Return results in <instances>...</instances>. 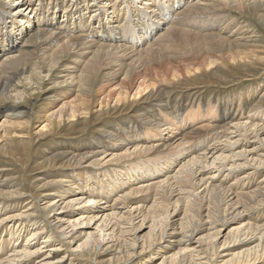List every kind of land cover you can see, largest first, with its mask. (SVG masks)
Masks as SVG:
<instances>
[{"label": "bare ground", "instance_id": "bare-ground-1", "mask_svg": "<svg viewBox=\"0 0 264 264\" xmlns=\"http://www.w3.org/2000/svg\"><path fill=\"white\" fill-rule=\"evenodd\" d=\"M149 1L152 5H143L149 3L144 0H0V5L6 6L0 9V21L4 24L0 26V74L20 63L27 84L32 87L36 83L33 77L43 72L42 64L50 72L61 62L60 72L66 75L57 84L74 88L70 100L44 115L46 123L36 134L28 133L31 111L13 106L3 119L9 136L0 142L1 152L28 160L32 140L37 137L57 134L62 126L66 131L77 128V132H84L107 113L124 115L123 120L114 119L116 124L102 125V133L109 142L104 138L102 142L97 136L98 145H87L89 149L82 151L69 150L62 144L35 165L38 169L65 170L64 176L55 175L42 185L54 186L46 194L47 204L41 207L53 231L46 232L40 225L34 227V219L31 222L24 217L23 210L7 203L15 200L16 195L21 196V189H10L6 194L0 189V196H10L7 201H0V228H8L7 236L0 235V264H17L22 257L38 254L42 248L36 244L39 238L43 239L41 243H50L54 237H62L66 255L81 240V234L86 235L70 251L72 257L65 264H72L74 259L86 261L85 264H155V258H160L157 264H251L260 261L264 254V224L252 225L244 219V208L251 206L246 196L254 197L262 183L256 182L254 175L259 170L255 166H264V151L255 143L247 150L240 140L227 133L232 124L239 136H247L246 124L241 119L254 120L253 116L262 115L258 109L264 105V92L251 89L230 100L222 97L216 104L193 100L194 89L191 93V89L187 90L182 98L171 94L177 84H189L204 73L226 80L220 73L223 70L213 67L220 59L229 69L232 65H246L243 61L254 53V48L247 37L248 30H242L244 21L230 18L228 12L221 13L219 8H246L247 13L257 14L264 23V0ZM175 39L186 46L193 41L192 47L202 56L200 64L184 63L183 53L182 59L179 55L170 56L166 51ZM28 43L46 44L48 50L38 61L29 63ZM216 51L225 53L216 58L212 55ZM86 53L91 54L87 59ZM154 63L160 66L151 67ZM122 73L117 86L101 98L99 94L95 96L100 107L91 112L90 96L100 84L94 87L95 82L102 80L111 86ZM15 79V75H8L7 81L0 82V101L25 100L32 107L30 90L25 86L22 91L14 90ZM33 90L37 92L34 97H38L43 88ZM111 98L115 99L112 107ZM23 129L27 130L25 138L24 134L12 137ZM205 129L212 136L197 149L193 134L199 136L203 134L200 130ZM251 135L257 144L264 145V125L253 126ZM108 150H115L110 153L113 155L123 150L120 157H127V163L100 168L99 157L88 166L82 165L85 158L105 155ZM134 155L139 159L131 161ZM246 163L254 167V172L244 171ZM213 169L217 174H213ZM229 178L232 183L227 181ZM254 188L257 191L253 192ZM263 201L264 193L254 198L252 208ZM75 205L78 209L67 210ZM138 217V225L133 224ZM125 220L130 222L127 229L123 227ZM91 223H96L99 235L76 230L77 226ZM145 228L147 231L138 241L135 232ZM22 229L25 236L15 237ZM132 230L134 236L130 238ZM48 247L42 258L33 262L31 259L30 263L63 264L59 261L65 255L57 258V263L51 254L55 245Z\"/></svg>", "mask_w": 264, "mask_h": 264}, {"label": "rangeland", "instance_id": "rangeland-1", "mask_svg": "<svg viewBox=\"0 0 264 264\" xmlns=\"http://www.w3.org/2000/svg\"><path fill=\"white\" fill-rule=\"evenodd\" d=\"M144 2H149V3L148 4L143 3V5H152L149 0H144ZM5 7L6 6L2 7V5H0V9L1 8L5 9ZM219 9H220L221 13L228 12V15L230 16V18L233 17L235 19H238V21H244V22H242V25L244 26L242 28V30L243 29L248 30V31H246L247 37L249 39H251L250 43H252L251 44V46H253L252 49L254 48L253 49L254 53H252L253 55L252 54L247 55L249 59L246 58V60L243 61L244 64H246V65H242V66L232 65L230 69L227 68L225 65H222L221 59L219 60L220 62L215 61V64H214L215 66L213 65V67L214 68H221V70H223V71L220 73H222L224 76H226V78H227L226 80L225 79H217L214 75H212L210 73H208V74L204 73L202 78H198L196 81H189L190 82L189 84H177V87H176L177 89L175 88L174 90H172L171 94L182 98L185 93L187 94V90L191 89L189 91V93H191L192 90L194 89L193 92L195 91V93H193V92L191 93L193 100L196 99L195 100L196 102H203V103L205 102V100L206 101L208 100V101H212L213 104H216V102H219L222 99H225V100L233 99L234 97H236V94H238L240 92L242 94H246L247 91H252L251 89H257L258 92H264V23L260 22V20L257 18V14H255V16H254L250 13H247L246 8L241 9V10H238V9L232 10L231 9L229 11L226 10L227 8H221L220 7ZM207 12H212V10H207ZM201 14H203V13H201ZM50 15H53V14H50ZM60 15H62L61 11H60ZM208 16H212V14H208ZM59 19H61V18H59ZM3 25L4 24H2V21H0V26H3ZM237 27H238V23H235L234 28H237ZM252 40L255 42H253ZM33 45L34 44L28 43V46H27V48H29V53L27 55L29 57V61H30L29 63H31L33 61H38V59H40L42 56H44L45 52L48 50V48H47L48 46L46 44H42V45L40 44V45H34V46ZM183 45H185V44H183V41L181 43V41H178V39H175L172 41V46L168 47L169 49L167 48L168 51H166V52L170 56H176V55L178 56L179 55L181 59L184 56V55H182V53L186 54L185 55L186 57L184 56L185 59L184 58L182 59L184 63L192 61L194 63L200 64L202 56H200V54H198L199 52L196 51L195 47H192L193 41H191L190 44H187L188 46L185 45V47H184ZM36 46H38L39 48ZM185 48H186V50H184ZM35 50H37V51H35ZM43 50H44V52H43ZM33 51H35L36 53ZM224 53H225L224 51L221 53L216 51L215 54L212 53V55L215 56L216 58H219V55H221V54L224 55ZM90 55H91L90 53L89 54L86 53L85 58L87 59ZM223 59H225V57ZM68 60H71V58H69ZM60 64H61V62L54 65L50 72H47L48 67H46L45 65L42 64L41 69L43 70V72L39 75V77L37 75H35L33 77L36 80V83H35V86H32V87L27 84V81L25 79V75H23V73H22L23 65L20 63L14 64L13 66H10L11 68H9L10 71H8V73L0 74V82L1 83L7 81L8 75H10V76L15 75L16 79L14 80V83L16 82V85L13 87V89L18 90V91H22V89H24V86H25L26 89L30 90V92L32 94L31 97H33V99H34L33 100L34 104L32 107H31V105H27V102L25 100H18V99L16 100L14 98H11V99L0 101V127H1L0 128V142L4 141V139H5L4 136H6V137L9 136V134L5 133V132L9 133V131H7L5 129L3 119H4V116L6 114L11 112L12 108H14L13 106L17 105L18 109H22V110H25L27 112L31 111L30 115L31 114L32 115H31L30 126L28 128V133L29 134L30 133L36 134V132L38 130H40L41 126L46 123V121H44V119H45L44 115L46 113H48V111L52 110L53 108L55 109V108H58L59 106H61L63 101L70 100L72 98V96H74L73 86H71L70 84H64V85L63 84H57V81H59V80L62 81L64 79L62 76L66 75L65 72H60V70L62 69V65H60ZM80 66H78V68ZM159 66H156L154 63V64H152L151 67H156L155 69H157V67H159ZM205 68H207V67L205 66ZM209 76H210V78H209ZM122 77H123V73L119 74L118 78L115 79L114 82L112 83L113 84V85H111L112 87L108 86L106 84V82H104L102 80H101L102 82L100 80L95 82L94 87L96 85H98L99 83L100 84L94 89V92L91 93V96H90V97H92L91 98V100H92L91 112H94L95 110L99 109V107H100L98 101L95 102L96 101L95 96L97 97L98 94H99V96H98L99 98L104 96L107 93V91H109L108 89L115 87V85L117 86V83H119L122 80L121 79ZM37 78L39 81H37ZM18 79L21 81H19ZM189 80H191V79H189ZM38 83H40V84L37 86ZM39 86H40V88H43V90L38 97H34L36 95V93H37L36 91L38 89H36V91H35V90H33V87L39 88ZM194 86L196 87V89L194 88ZM198 87H199V89H198ZM0 90H2L1 86H0ZM197 91H198V93H197ZM54 93H55V96L58 94V96H56L57 98L55 96H53ZM207 94L210 96L212 95V96L208 98ZM49 96H51V98H53V100L55 102L52 101L53 103H51V99ZM216 99H217V101H216ZM113 101H115V99L111 98L110 102H109L110 107L113 106V104H114ZM102 108H103L102 110L105 111L106 107H104V105H102ZM6 109H9V110H7V112H6L5 111ZM258 110H259V112L262 113V115L259 114V116H253L254 120L253 119L249 120V119H244V118L241 119V122L243 121V123L246 124L244 127H247L246 133H245V135H247L246 137L245 136L244 137L239 136L238 132H235L234 129L231 128L232 124H229V129L227 131V133L230 132L229 135L233 136L234 139L240 140L241 144L243 146H245L247 148V150H248V148H250V145H253L255 143L256 146L258 145V147H260L259 149L264 151V145H260V143L257 144L256 140H254V138H252V135H251V129H253V126L254 127L255 126L261 127V125L262 126L264 125V120H262L264 118V111H263L264 105L261 108L259 107ZM245 113L247 114V111ZM36 115L38 117H36ZM202 116L203 115H199V117H202ZM114 119L123 120L124 115L120 116V114H118V113L109 115L107 113L106 115H104L100 119V121L98 123L89 125V127L84 132H77L78 131L77 128H73L70 131H66L65 128L62 126V128L60 127L59 131H57L58 132L57 134L55 132V133H49L43 137H37L36 139L32 140L31 147H30V150H31L30 153L31 154H30L28 160L23 161L18 156H12L10 153H4V152L0 151V181L2 180L0 182L1 183L0 189L2 188L1 191L4 190L3 193H5V194L10 189H13V190L21 189L23 191V192H21L22 193L21 196H18V195L15 196V198H16L15 200L7 201V198H10V196H4V197L0 196V201L3 202V200L4 201L6 200L8 204H10V203L15 204L14 207L16 209H20L21 211L23 210L22 212H23L24 217L26 216V218H29L31 220V222L34 219L33 221L36 222L34 227L40 225V226L44 227L46 232H47V230L53 231V228L51 227L52 225L49 224L50 222L48 223V220L46 217L47 213L45 214V211L42 210L41 207H44L47 204L48 198L46 197V194L54 186H43L42 187V185L45 184L46 181L51 180V178L54 177L55 175L57 176V178H60V176H64L63 172L65 170H63V169L58 170L57 168L56 169L55 168L54 169H51V168L41 169L42 167L40 169H38L39 167L38 166L35 167V165L38 163V161L40 162V160H43L47 156H49L51 154L52 150H56L58 147H60V148L63 147L62 144H64V146L69 150L75 151V149H79L80 151H82V150H88L89 149V147L87 145H90V144L98 145V144H96L97 136L101 137L102 142L104 140H105V142L106 141L109 142L110 139L108 138V136L106 134L102 133V128H103L102 125L105 123L107 125L116 124V121ZM202 120L205 121V119H202ZM65 122H66V120H65ZM99 128H100L101 133L99 131ZM208 131H209V129H207V130L205 129L203 131L200 130V132H202L203 134H201L199 136L196 134H193L192 142L194 144V147L196 146L198 149L201 147V144H204V141H207V142L209 141V138H211L212 133L210 131L209 132ZM18 132L19 133L23 132V133L19 134ZM26 132H27V130H25V129L18 130L16 135L12 134V137L18 138V137L24 136V138H25L27 136ZM215 132H220V129H216ZM205 133H206V135H205ZM18 134L20 136H18ZM205 137L206 138L208 137V138L206 139ZM103 138H104V140H103ZM194 138H195V140H194ZM200 138H203V139H200ZM195 143H197V144H195ZM76 144L77 145L81 144V145L79 147H77ZM90 149H92V148H90ZM236 150H238V149H236ZM113 151H115V150H108L105 152V155H103V153L102 154L99 153L96 156L94 155V156H90L88 158H85L83 160L85 162H83L82 165L88 166L87 163H89L92 159L99 158V157H102L101 160H99L100 161V164H99L100 168H102V167L103 168H105V167L106 168H108V167L114 168V166H123L124 163H127V161H128L127 157H124V156L120 157V155H124L123 150L118 151L119 155L110 154V153H113ZM111 157H114V158H111ZM136 157H138V156L134 155V156L130 157L133 159L131 161H135ZM138 159H139V157H138ZM110 165H112V166H110ZM255 168H259V170L256 172V175H254V180L256 182L261 181L262 183L257 189L259 191H257L255 188L253 189V192L257 191V194L255 193L254 197H252L250 195L246 196L248 198V200H250L251 206L250 207L246 206L244 208V216H245L244 219L247 222L249 221V223L252 225H255V224L256 225H260V224L262 225V224H264V201L262 202V204L260 203L259 205H257L254 208H252V206H254V204L251 202H254L255 197L258 198L259 195L264 193V166H255ZM243 169L245 172L246 171L247 172H254V170H255L251 164H247V163L245 164ZM205 171H207V170H205ZM209 171H211V170H209ZM214 171H215V169L212 170L213 174H217V172L215 173ZM67 175H68V173H67ZM227 181L229 183H232V180L230 178L227 179ZM62 184H65V182H63ZM62 184H59V185H62ZM260 189H262V190L260 191ZM27 193H29V194H27ZM34 199H35V201H34ZM2 202H0V203H2ZM102 202H104V200H102ZM247 202H249V201H247ZM106 204H108V203H106ZM118 206L120 207V205H118ZM71 209L76 210V209H78V206L75 205L73 208H70L67 210L69 211ZM32 210L33 211L35 210V211L32 212ZM57 210L59 211V209H57ZM62 211H66V210H62ZM148 219L150 220V217L147 218V220ZM38 220H39V222H38ZM139 221H140V217L135 218L133 224L138 225ZM259 221H260V223H259ZM93 222L94 221H92V223ZM92 223L90 224V226H88L86 224H83L81 226H77L76 230H84L85 233L88 231L89 232L94 231V232H92L93 234L99 235L98 231L100 229L98 228V230H96V227H95L96 223H94V224H92ZM124 223L125 224L123 225V227L125 226L126 229L129 228L130 222L128 220H125ZM145 226H147V224ZM102 228L106 229L105 227H102ZM7 229L8 228L1 227L0 228V235L1 236H4V235L7 236L8 235ZM70 229L71 228H69L68 230H70ZM146 231H147V228L140 231L139 233L135 232L136 238L139 237V238H137L138 241L142 240L141 238H143V236L141 234H143ZM130 233L131 234L128 236L130 238H133V236H134L133 230ZM20 234H23V236H25V232H23V229L21 232H20V230H18L15 237H17ZM70 235H71V233H70ZM70 235H68L69 239L67 238V241L70 240ZM85 235L86 234H84V235L81 234L80 239L83 240ZM62 239H63L62 237L60 238L59 236H56L50 240L51 241L50 243L49 242L41 243V241H43V239L39 238V240H38V242H36V244H37V246L42 247L40 250L42 252L39 251L38 254L31 256V257H26V258L22 257L21 259H18L19 261L17 260L18 262L16 261L17 264H29L31 259L33 262V260L37 257L42 258L43 255H41V254L45 253L46 249L47 250L49 249V247L47 248V245H50V244L55 245L51 254H52V257L55 258V259L54 258L53 259L56 260L58 263L59 260H57V258L63 257V255H65L64 253L66 252V247H65L64 243H62ZM81 240H77L73 244L70 251ZM19 241H20V239H19ZM19 241H18V243H19ZM31 243L33 244L34 241H32ZM70 251H67V253L65 255L66 257L64 256L63 261H59V262H63V264L67 263L68 262L67 259L68 258L70 259V257H72V255L70 254ZM75 254H77V253H75ZM262 256L259 258L260 261L257 260V262H254V263L252 262L251 264H258V263L264 264V254ZM210 258H211V256H210ZM78 260H79V262H78ZM78 260L74 259V262H72V264H77V263L83 264L82 262H84V264L86 263V261H81V259H78ZM159 261H160V258H157V259L155 258L152 260V262H154L155 264L159 263ZM3 264H5V262ZM91 264H94V263L92 262ZM126 264H131V263H126Z\"/></svg>", "mask_w": 264, "mask_h": 264}]
</instances>
